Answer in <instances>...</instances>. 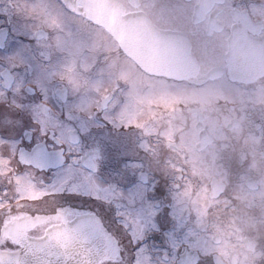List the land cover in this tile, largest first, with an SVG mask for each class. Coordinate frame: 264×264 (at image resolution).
<instances>
[{
  "label": "flooded vegetation",
  "instance_id": "af4514ba",
  "mask_svg": "<svg viewBox=\"0 0 264 264\" xmlns=\"http://www.w3.org/2000/svg\"><path fill=\"white\" fill-rule=\"evenodd\" d=\"M113 1L0 0V264H264V0Z\"/></svg>",
  "mask_w": 264,
  "mask_h": 264
},
{
  "label": "water",
  "instance_id": "95a60500",
  "mask_svg": "<svg viewBox=\"0 0 264 264\" xmlns=\"http://www.w3.org/2000/svg\"><path fill=\"white\" fill-rule=\"evenodd\" d=\"M71 226L76 239L70 242L73 245L70 248L67 245L46 253L3 255L1 260H4L5 264H33V262L47 259L57 260L60 264H98L108 253L110 247L108 235L92 217H89L87 223L82 220V217H78L77 222H73ZM84 241H87V247L84 246Z\"/></svg>",
  "mask_w": 264,
  "mask_h": 264
},
{
  "label": "rangeland",
  "instance_id": "374dc122",
  "mask_svg": "<svg viewBox=\"0 0 264 264\" xmlns=\"http://www.w3.org/2000/svg\"><path fill=\"white\" fill-rule=\"evenodd\" d=\"M26 32H27V31H26ZM73 55H76V56H77L76 53H74ZM65 65H66V62L64 63L63 67H64ZM71 76H72V73H71L70 77H71ZM46 79H47V78H46ZM126 111L135 114V112H133L132 110L126 109Z\"/></svg>",
  "mask_w": 264,
  "mask_h": 264
}]
</instances>
